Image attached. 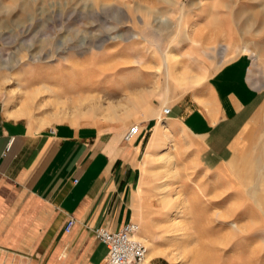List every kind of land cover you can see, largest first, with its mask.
I'll use <instances>...</instances> for the list:
<instances>
[{
    "label": "rangeland",
    "instance_id": "obj_1",
    "mask_svg": "<svg viewBox=\"0 0 264 264\" xmlns=\"http://www.w3.org/2000/svg\"><path fill=\"white\" fill-rule=\"evenodd\" d=\"M242 53L263 101L241 149L205 173L174 142L172 177L150 197L160 210L135 220L166 264H264V0H0V100L9 116L39 126L135 124L150 97L203 87ZM139 96L138 109L127 108ZM87 105L102 108L89 115ZM163 154L151 158L162 166Z\"/></svg>",
    "mask_w": 264,
    "mask_h": 264
},
{
    "label": "crops",
    "instance_id": "obj_2",
    "mask_svg": "<svg viewBox=\"0 0 264 264\" xmlns=\"http://www.w3.org/2000/svg\"><path fill=\"white\" fill-rule=\"evenodd\" d=\"M253 64L242 53L220 64L203 87L150 97L151 111L138 113L140 131L130 141L124 135L135 124L39 126L9 116L0 100V264H105L108 247L95 228L116 231L160 210L150 200L162 194L154 181L164 176L153 154L174 152L177 142L205 173L235 158L263 101ZM162 120L171 135L164 145L154 141ZM165 260L156 255L148 264Z\"/></svg>",
    "mask_w": 264,
    "mask_h": 264
},
{
    "label": "built area",
    "instance_id": "obj_3",
    "mask_svg": "<svg viewBox=\"0 0 264 264\" xmlns=\"http://www.w3.org/2000/svg\"><path fill=\"white\" fill-rule=\"evenodd\" d=\"M165 114L170 108L164 109ZM140 131L138 124L132 125L124 135L125 141L132 140ZM75 224L74 219L68 222L69 232ZM96 237L107 245L108 254L105 264H144L148 251L145 240L140 237V225L131 221L119 230L100 226L94 229Z\"/></svg>",
    "mask_w": 264,
    "mask_h": 264
},
{
    "label": "bare ground",
    "instance_id": "obj_4",
    "mask_svg": "<svg viewBox=\"0 0 264 264\" xmlns=\"http://www.w3.org/2000/svg\"><path fill=\"white\" fill-rule=\"evenodd\" d=\"M141 98L142 96H139L137 97L136 99H133V100H129L128 101V106L127 108L129 109H138V107L141 105ZM101 99V98H100ZM99 99V100H100ZM106 100V99H105ZM99 104H102V101H95ZM110 102L109 101L105 108H104V112L106 111V114H108L109 117L111 118H114L117 116V114H119L118 110L111 106L110 105ZM112 103V102H111ZM120 104V103H119ZM118 104V105H119ZM103 105V104H102ZM102 108V106H98L96 107L95 105H87L85 107L86 110V114H89V115H96L98 113V111ZM125 108V107H124ZM125 108V109H127ZM102 112V111H101ZM82 110L81 109H77V110H74L73 112L71 111V114L73 115V117H78V116H81L82 115ZM57 116V115H55ZM40 124L41 125H46L49 123V119L48 118H41L40 120ZM168 125H169V122L168 121H163L161 123H159L158 125V128L156 130V137H154V141H157L159 139L162 138V145L166 144L168 140H170V135L167 133V128H168ZM162 166L160 167V170H162L164 172V176L163 178H165L163 180V183L162 185H160L158 188L159 189H164V187L166 186L165 182L172 177V174L174 172V169H173V156L169 153V151L167 150V152H165L162 156ZM163 200L162 201H165L164 197L162 198ZM166 202V201H165ZM164 203V202H163ZM140 225V224H139ZM236 226V225H234ZM240 227V226H239ZM237 228V227H236ZM141 229V227H140ZM235 229V228H234ZM238 229V228H237ZM235 232V231H234ZM140 235V233H139ZM141 237V236H140ZM146 242V241H145ZM147 245V244H146ZM148 248V246H147ZM162 254L161 253V250H159V248L157 246H153L152 244L150 245V248L149 250L147 251V254H146V257H145V261H144V264H146V261H148V259H150L151 257L153 256H156V255H160Z\"/></svg>",
    "mask_w": 264,
    "mask_h": 264
}]
</instances>
